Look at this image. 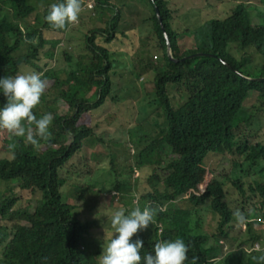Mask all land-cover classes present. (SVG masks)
Instances as JSON below:
<instances>
[{
	"label": "trees",
	"instance_id": "1",
	"mask_svg": "<svg viewBox=\"0 0 264 264\" xmlns=\"http://www.w3.org/2000/svg\"><path fill=\"white\" fill-rule=\"evenodd\" d=\"M61 2L0 0V78L40 74L49 86L33 111L37 118L45 113L54 117L51 137L41 140L39 148L0 131V264H99L110 239L106 235L103 242L102 233L93 230L103 222L101 211L112 208H90L72 204L71 199L95 198L104 191L122 203L112 213L123 208L127 214L137 206L166 209L156 215L154 224L134 235L132 242L143 241L142 257L154 254L156 242L181 238L189 245L185 264H191L194 256L196 264L211 260L259 264L253 257L264 254V248L220 259L221 249L207 248L209 237L201 235L200 215L213 210L218 216L216 239L234 226L237 209L247 221L257 214L264 218V138L260 135L264 134V80H251L264 78V25H254L242 9L225 21H210L201 31L187 26L184 32L191 33L193 44L183 50L178 43L181 29L170 24L180 18L179 2L172 1L169 11L164 0H152L155 15L147 20L150 32L144 34L155 31L156 44L144 56L134 51L133 61L124 63L116 50L106 47L116 38L122 12L109 21L102 16L103 23L96 25L92 19L102 0L96 1L95 10L86 9L94 25L83 38L84 52L75 56L77 47L73 49L67 33L80 25L55 29L45 20L50 5ZM79 18V24L85 25L84 18ZM166 35L177 63L169 55ZM99 37L104 44L98 42ZM252 47L263 54L257 73L234 54ZM197 53L202 54L184 60ZM154 55L160 60L153 61ZM57 57H64V69H54ZM126 72L130 80H124ZM146 85H152L150 93L142 90ZM133 88L137 100L130 95ZM252 93L258 94V102L247 115L243 104ZM6 102L0 92V108ZM254 119L262 124V132ZM88 139L107 147L111 180L73 184L74 196L66 197L64 190L73 175L96 174V168L82 156ZM13 142L18 144L14 158L8 149ZM226 154L238 159L231 163L235 177L231 181L226 175L216 176L209 166ZM119 155L134 162L128 168L131 178L147 172L141 193L140 184L119 179ZM106 184L110 186L107 191ZM133 188L140 193L137 204L131 203ZM130 204L135 207L130 209ZM248 230V244H264L262 233L257 237L252 226Z\"/></svg>",
	"mask_w": 264,
	"mask_h": 264
},
{
	"label": "rangeland",
	"instance_id": "2",
	"mask_svg": "<svg viewBox=\"0 0 264 264\" xmlns=\"http://www.w3.org/2000/svg\"><path fill=\"white\" fill-rule=\"evenodd\" d=\"M56 1V0H54ZM165 4L168 5L169 11H170V3L175 0H164ZM179 3V6L182 8L180 18L179 19H173L171 27L174 28L178 25L181 29L180 31V37L178 39V43L181 46V48L184 49H190L192 48V44L189 40L190 37L193 39V36L190 33V36L186 35L184 32L187 26H191L193 28H196L198 31H201L205 25L208 23L210 25V21H225L229 17H231L233 14H235L239 10H246L249 14V18H251V21L254 25L262 24L264 25V18H261L258 14L264 13V0H177ZM152 0H102V5L100 8H97L96 10V16L92 19V21L96 24H102L103 20L109 21L112 16H116L118 11L122 12V21L120 22L117 31H116V38L112 39L111 44L106 45V47L110 51H117V57L119 60L125 62L133 61L134 56H132V53L134 51H139L140 53L144 55L149 54L148 52L151 51L150 46L153 48L156 44V34L155 31H151L149 35H145L144 32L148 33L149 30V22L148 19L154 17L155 15L153 5L151 4ZM83 4V11L80 14L84 21H86V24H79V22L76 25H80L79 29L71 28L73 30H70L69 33H67V37L72 39V46L73 49L76 48L75 52L73 54L75 56H79V54H82L85 50V47L82 45V41L86 33H88L89 29L93 27L94 23L89 19V14L85 13L87 10L85 9V4ZM97 5V2L94 3V10L95 6ZM99 7V6H98ZM200 11H203L201 14ZM89 12V11H88ZM85 13L84 15H82ZM104 17L103 20L101 17ZM80 19V18H79ZM145 21H147L145 23ZM145 23V25H144ZM73 25H69L71 27ZM172 27V28H173ZM136 30V31H135ZM209 32V29H208ZM123 35V36H122ZM139 38V39H138ZM74 39V40H73ZM199 40H203V38L198 36ZM149 40V42H148ZM207 41V37L205 38ZM98 42L100 44H104L103 37L98 38ZM147 43H149V46L147 47ZM119 52V53H118ZM127 52L129 55H127ZM147 53V54H144ZM155 54H158V52H155ZM199 55V53H197ZM195 54V55H197ZM234 54L237 57L242 56L243 57V64L246 62H249L247 64V67L249 69L254 68V73L258 72V67L263 63V54L262 50L257 49L256 47H252L248 50H242L241 52H234ZM158 57H161V54H158ZM160 60V59H158ZM156 59V56L154 55L153 61H158ZM67 66L65 64L64 57H57V62L53 66L56 68L64 69V67ZM124 80H130L131 76L129 73H123ZM122 80V78H120ZM152 89V85H146L142 89L145 92L150 93ZM121 95H124L121 93ZM130 95H133L135 100H137V92L133 88L130 90ZM258 102V94L252 93L249 95L245 103L243 104V110L248 115L249 111L252 110L253 105H255ZM140 105H144L145 103H139ZM150 111V109H149ZM65 111L62 110L61 114H63ZM254 122L256 126L259 128V133L262 132V124L257 119H254ZM244 125H241V128H243ZM148 132L153 133V129L147 127ZM264 138V134H260ZM43 142H46V140H42ZM264 141V140H262ZM239 142V141H237ZM3 143V136L0 135V148ZM55 148H57L55 146ZM110 155L109 151L107 150V147L104 144L101 143H93L90 139H88L85 142L82 156L84 158H88V160L92 163V166L96 168V174L95 175H73L71 179L69 180V186H67L64 190V195L66 197H73L74 196V189L72 188L73 184H87L92 183L95 184L98 179L103 182H107L111 180V171L109 169V161L106 159ZM220 158L217 162L216 161H210L209 166L212 168V170L216 171V176H219L220 174L226 175L229 179V181L234 180L235 177L232 176V168L233 165L231 163L236 162L238 159L236 158L235 154H226L223 157ZM127 162V164H125ZM134 162L130 161L128 157H124L122 155H119L117 157V163H116V169L119 171V179L125 180L126 182L132 181V184L134 186L140 184V193L144 191V188H146V180L148 179L147 172H144L143 174L140 173H134V176L132 178L129 176L130 170L128 168L130 165H133ZM231 164V165H230ZM230 165V167H229ZM98 166V167H97ZM229 167V168H228ZM97 168L100 169L97 176ZM228 168V169H227ZM124 169L128 170V172H125ZM226 169V170H221ZM253 176V174H252ZM140 180V183L138 181ZM102 182V183H103ZM10 187H14V185H11ZM109 185L106 184V191L109 189ZM2 190L4 188H1ZM138 193L137 189H132V194L134 197L131 198L132 204H137V196L140 194ZM130 200V199H129ZM72 204H79V205H86L90 208H96L101 210H109L111 211H101L100 217L103 218V222L99 224V226L95 227L96 229L93 230L94 234H101L102 233V241L105 242V237L107 235V239H111L113 237L114 229L111 227V215L114 211V208L121 207L122 203L120 201H117L113 198V196L110 194V192H103L101 195L97 194L95 198L92 196H86L84 200L77 201L76 198L71 199ZM129 205V208L131 209L132 205ZM135 207V206H134ZM142 210L144 207H140ZM97 216H91L89 217L90 220L95 219ZM202 219L203 229L201 232V235L208 236L209 237V243L207 244V248H220L221 249V256L220 259L226 258L227 256H230L232 254H238L240 251H244L246 254L254 250H261L264 248V244L258 243L256 246L252 247L251 244H248L247 241H249V238H251V235H249L248 226H252V233L253 235L259 236V233H262L264 235V218L263 215L257 214V217H252L251 221H247L243 225H239L237 223H234V226L230 230L227 231V234L220 238L216 239L214 238V234L217 232V224H218V216L215 215L213 210H210L209 212H206L202 215H200ZM248 223H251L252 225H248ZM118 235V234H114ZM134 236L132 237L133 241ZM235 262V260H233Z\"/></svg>",
	"mask_w": 264,
	"mask_h": 264
},
{
	"label": "clouds",
	"instance_id": "3",
	"mask_svg": "<svg viewBox=\"0 0 264 264\" xmlns=\"http://www.w3.org/2000/svg\"><path fill=\"white\" fill-rule=\"evenodd\" d=\"M82 11V0H64L50 5L45 20L55 29H65L79 22ZM48 86V81L42 79L36 72L0 78V92L7 98L6 104L0 108V131H6L10 138H23L25 143L34 148H39L41 140L50 139L49 129L54 119L53 115L45 113L37 118L33 111L40 104ZM17 147L16 142L8 145L9 154L13 158ZM165 210L163 207L151 206H145L142 210L137 206L127 214L123 208L112 213L113 235H118L112 237L103 247L99 264H141L142 261L143 264H185L189 259V245L181 238L156 242L154 254L145 253L143 257L141 255L143 241L137 239L132 242V237L138 231L146 229L150 223L154 224L156 215ZM233 216L237 224L246 223L247 218L239 209ZM253 259L259 264H264V254ZM197 260L198 257H192L191 264H196ZM209 264L216 262L211 260Z\"/></svg>",
	"mask_w": 264,
	"mask_h": 264
},
{
	"label": "water",
	"instance_id": "4",
	"mask_svg": "<svg viewBox=\"0 0 264 264\" xmlns=\"http://www.w3.org/2000/svg\"><path fill=\"white\" fill-rule=\"evenodd\" d=\"M157 14H158V18H160L161 20H163V19L161 18V17H162L161 11H160V9H158V8H157ZM162 23H163V21H162ZM164 29L166 30V27H165V26H164ZM166 38H167V42H168V52H169V55H170L171 59H172L175 63H177L179 60L176 59V57L174 56L173 48H172V45H171V43H170V40H169L168 35H166ZM201 54H202V53H199V55H201ZM197 55H198V54H197ZM193 56H195V54H192V55H190V56L185 57L184 60H190L191 57H193ZM251 80H254V81H257V80H264V78H262V79H251Z\"/></svg>",
	"mask_w": 264,
	"mask_h": 264
},
{
	"label": "built area",
	"instance_id": "5",
	"mask_svg": "<svg viewBox=\"0 0 264 264\" xmlns=\"http://www.w3.org/2000/svg\"><path fill=\"white\" fill-rule=\"evenodd\" d=\"M97 0H82V3L85 4V9L94 10V3Z\"/></svg>",
	"mask_w": 264,
	"mask_h": 264
}]
</instances>
